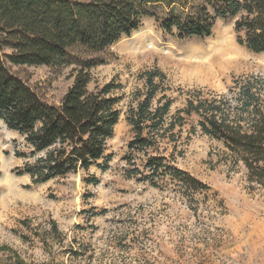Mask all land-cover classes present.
Returning <instances> with one entry per match:
<instances>
[{
  "label": "rangeland",
  "instance_id": "374dc122",
  "mask_svg": "<svg viewBox=\"0 0 264 264\" xmlns=\"http://www.w3.org/2000/svg\"><path fill=\"white\" fill-rule=\"evenodd\" d=\"M225 51L230 56L223 60ZM103 59L106 64L92 70L90 90L113 82L122 97L120 121L107 144V171L94 167L32 185L30 176L15 173L27 162L16 154L30 153L24 139L0 122V264H264V188L248 183L245 167L201 133L198 118L187 119L176 149L161 146L174 155L176 168L208 186L193 199L170 177L161 189L139 182L141 176L127 177L134 169L127 157L144 170L143 155L129 151L134 133L126 121L135 95L145 94L142 75L149 71L164 76V94L174 102L170 116L193 93L225 96L236 106L239 88L251 77L263 81L264 104V54L237 44L232 21H219L210 38L181 40L146 19ZM9 69L55 106L74 81L69 68ZM159 98L161 93L154 105ZM92 176L97 182L87 183Z\"/></svg>",
  "mask_w": 264,
  "mask_h": 264
},
{
  "label": "trees",
  "instance_id": "16d2710c",
  "mask_svg": "<svg viewBox=\"0 0 264 264\" xmlns=\"http://www.w3.org/2000/svg\"><path fill=\"white\" fill-rule=\"evenodd\" d=\"M146 19L181 40L210 38L219 21H232L237 44L264 54V0H0V122L22 137L30 152L16 154L27 160L15 170L17 176H30L36 186L94 167L108 170L107 144L121 117L122 97L115 92L121 86L111 82L90 90L92 70L105 65L103 55ZM11 66L69 68L73 85L59 105H50L12 74ZM142 79L145 94L135 95L126 121L134 133L129 151L143 155L144 171L127 157L134 164L129 179L141 176L139 182L161 189L170 177L192 199L209 191L176 168L174 155L161 147L176 149L187 119L195 116L201 133L245 167L248 183L264 188V104L258 85L263 81L244 80L236 106L225 96L205 99L193 93L186 107L170 116L174 102L164 94V76L149 71ZM96 182L93 176L87 181Z\"/></svg>",
  "mask_w": 264,
  "mask_h": 264
},
{
  "label": "bare ground",
  "instance_id": "6f19581e",
  "mask_svg": "<svg viewBox=\"0 0 264 264\" xmlns=\"http://www.w3.org/2000/svg\"><path fill=\"white\" fill-rule=\"evenodd\" d=\"M218 44H219V43H218ZM222 44H223V43H222ZM226 46H227V45H226ZM226 46H225V47H226ZM228 48H229V47H228ZM215 50H217V49H215ZM225 50H226V49H225ZM230 50L233 51V52H237V50H236L235 48H232V47L230 48ZM216 53H217V52H216ZM216 53H214V54H216ZM217 54H218V53H217ZM219 54H220V52H219ZM226 55H227V56H230V54L227 53V51H225V53L221 54L220 56H222V59L225 60L224 56H226ZM233 55H234V54H233ZM208 64H209V63H208ZM216 64H217V63H216ZM216 66H217V65H216Z\"/></svg>",
  "mask_w": 264,
  "mask_h": 264
}]
</instances>
